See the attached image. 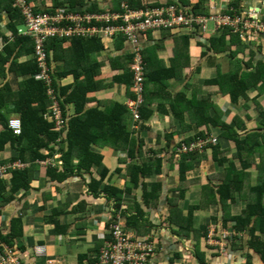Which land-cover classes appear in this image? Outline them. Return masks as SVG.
Segmentation results:
<instances>
[{
	"label": "crops",
	"instance_id": "crops-1",
	"mask_svg": "<svg viewBox=\"0 0 264 264\" xmlns=\"http://www.w3.org/2000/svg\"><path fill=\"white\" fill-rule=\"evenodd\" d=\"M80 1H85V5L80 6ZM116 1L29 0L34 9L41 12L60 8L89 11L95 6L99 12H109V10L117 8L118 3ZM138 1L146 7L175 4V7L184 9L195 8L200 1H203L204 8L201 9V12L205 15L216 13L221 16H232L238 14L240 10L244 12L252 9L262 17L264 16V0H239L238 8L240 7V10L232 5L236 0ZM7 2L8 0H0L2 4H0V33L8 34L7 28L10 24V18L5 11ZM220 33L212 27L204 35L199 30L165 31L146 35L141 44L150 68L160 75L166 73L163 72L166 69H181L176 71L178 73L177 81L170 82L165 92L159 89L161 86L158 84L149 86V91L152 93L151 108L153 113L151 117L145 122H135L132 119L131 124H129L133 138L143 142L142 148L135 151L134 158H131L124 149L110 148L104 143L105 140L102 145H94L92 148V151L104 155L105 165L110 172L101 188H104L109 181L119 189L127 188L130 182L127 166L132 163L138 164L139 161L148 158L151 150L159 151L158 158L164 160L162 173L151 175L146 179L148 188H151L153 182L162 184V195L158 207L154 208L144 204L142 186L137 189L133 188L129 194H126L123 203L125 209L129 205H133L135 200L144 207L143 219L147 225H142L143 227L140 228L134 225L128 226L125 214L122 215L121 222L123 221L122 223L127 228L131 227L135 230L139 236H150L156 242L155 254L148 264H264L261 253L248 245L250 240H255L258 235H260L261 240H264V235L258 229L262 218L254 217L256 231L254 237L251 238L247 231L241 233L232 228L234 219L229 220L230 222L224 227V204L219 202L213 206L210 202L209 177H215V180L222 181L223 179L220 180L217 175L222 176V173L230 166V162L219 163L217 158L214 159L212 150H209L207 159L201 160L192 169L187 170V182L182 187L185 194L180 200L179 191L174 190L180 184L178 166L180 159L175 158L171 164L169 158L176 147L188 139H193L200 132L214 138L218 134L217 125L207 126L208 119L200 116L195 110L188 109L186 102H191L194 99L197 102H202L207 98L205 102L208 103L205 104V109L209 117L213 118L215 115L214 106L217 107V103L224 114V121H230L235 115L240 116L245 127L244 130L239 129L240 140L246 137L248 130L259 129L262 126L261 129L264 131V122H262L260 114V110L263 109L264 111V90L260 93L259 90L252 88L248 93V101L241 100L234 105L230 100L228 86L225 83L221 86L214 83L218 73L222 76L229 75L233 68L227 56L214 54L208 50L210 41L217 39V36L220 37ZM186 38L188 41L184 40ZM103 44L105 49L91 57V60L96 61L101 66L97 78L101 90L90 94L88 106L96 107L101 103L99 108L104 110L110 103L126 104L129 100L126 87L114 84L115 79L123 74V70L112 59L129 56L131 47L125 43L123 49L118 50L117 44L115 45L114 42L104 40ZM250 44L251 50L256 51L257 54L253 67H245L246 63L250 62L249 50L245 51L244 57L239 56L240 59L244 60L242 68L247 72L254 71L258 64L264 65V36L253 39ZM5 46L4 40L0 39L1 54L4 53ZM234 50L235 48H233ZM29 60L28 57L24 56L17 62L22 65ZM51 65L54 71L61 72L64 68V61L57 60ZM167 75L172 77L174 74ZM6 78L4 79L0 73V88L8 83L12 92H18L23 78L17 77L14 73L9 74ZM73 82L72 78H67L60 80L59 85L63 87L71 85ZM222 90L225 93H222ZM178 95H182V101L177 99ZM173 100L176 103V111L171 106ZM12 107L13 105H11ZM72 113H74V108L70 106L69 114L72 115ZM6 115L9 120L18 118L11 112L6 113ZM233 125L235 126V123ZM209 127L213 130L207 132ZM236 128L238 127L236 126ZM255 142L256 140H252V145ZM257 144L253 145V147L256 146L253 156L248 153V158L244 157L243 161H239L234 158L235 141L224 137L220 138V158L231 160V166L235 168L232 178L234 176L236 185H239L242 192L241 196L240 192H236L234 195L229 210L231 218L238 217L246 209L247 203L253 201L254 193L258 189L264 188V165L260 166L263 167L261 169H257L256 166L259 163V152L262 147L257 146ZM15 156L16 151L9 145L5 151L0 152V163L12 161ZM48 159L52 161L51 164L46 162L47 159L38 160L35 163L38 177L32 182L31 188L26 192H18L15 200L2 210L0 232L4 236L7 235L10 232L12 219L15 217L20 219L23 234L16 239L13 246L22 264H94V257L103 247L109 235L110 227L117 217L110 211L113 202L102 196L94 197L90 193V178L100 179L98 171H95L93 176L85 174L82 178L73 177L65 182L57 183L49 178L47 169L54 164L55 166L60 165V162L52 158ZM168 199H178L177 207L183 211L185 216L186 213L192 212L190 227L192 231L189 236L176 233L177 222L168 219L170 210L177 209L170 205ZM262 203L264 206V196ZM53 214H56L54 221L51 220ZM213 224L219 225L222 229V234L217 236V240L223 245V248L219 246L216 248L208 243L210 228ZM232 234H236L234 238H237L234 244H232L233 237L231 239L229 237ZM36 246L45 247L46 254L37 256L34 252ZM1 255L2 251H0Z\"/></svg>",
	"mask_w": 264,
	"mask_h": 264
},
{
	"label": "trees",
	"instance_id": "trees-1",
	"mask_svg": "<svg viewBox=\"0 0 264 264\" xmlns=\"http://www.w3.org/2000/svg\"><path fill=\"white\" fill-rule=\"evenodd\" d=\"M116 2L118 3L117 8L114 10L111 9L109 12H99V10L95 9L96 6L93 9H89V11H80L92 14L123 15L125 13L123 5L128 7L131 11L161 8L142 6L138 0H117ZM203 3V1H200L199 5L192 8L195 15H205L201 12V9L204 8ZM79 4L80 6H84L85 1H80ZM232 5L240 10V7L238 8L239 0L233 2ZM169 6L176 5L170 4ZM68 10L73 12L78 11L75 9ZM115 10H117V12H114ZM5 11L9 15L10 24L7 28L8 34L0 33V39H3L6 44L4 53H0V73L4 79H7L6 77L9 74L14 73L17 77L23 78V80L20 82V90L18 92H12L8 83H5L3 87L0 88V152L5 151L7 146H12L16 151V156L12 161H21L27 164V166L25 169L13 171L10 176L8 175L6 178H0V215L2 210L15 200L18 192H26L31 188L32 182L38 177L35 163L38 160L42 161L52 158L60 162V165L55 166L54 164V166L51 165L47 169V175L53 182H65L73 177L82 178L85 174H91L90 176H93L95 171H98L100 179L90 178V193L93 194L94 197L102 196L109 199L110 202H113L110 211L116 216L120 215L121 219L122 215L125 214L127 216L128 226L134 225L140 228L143 227L142 225H147V222L143 219V214H145L143 213L144 207L141 206L140 203L135 200L133 205L127 206L126 209L123 203L126 194H129L133 188L137 189L142 186L144 204L153 206L154 208L158 207L162 195V184L153 182L151 188H148L146 179L151 175L161 174L163 171L164 160L158 158L159 151L151 150L148 158L146 157V159L141 162L139 161L138 164L132 163L127 166V174L130 177V182L128 187L124 190L117 188V186L110 181L104 188H101L110 172L105 165L104 155L92 151L94 145H102L105 140L104 143L110 148L115 150L124 149L131 158H134L136 154L135 151L141 149L143 145L142 141H137V139L133 138L131 130L129 129V124L132 122L131 120L133 119L135 121V118L126 104L118 102L110 103L104 110L99 108L101 103L96 107L88 106L90 94L100 92L101 90L100 82L97 81L101 66L96 61L91 60V57L97 52H101L105 49V45L103 44L104 39L100 37H65L50 39V41L47 42L46 51L53 86L62 104L65 116L68 118L66 128L62 131H57L54 122L46 118L52 106V102L47 96L46 85L42 81L36 79L39 69L36 64L34 44L30 38L19 33L21 27L25 26L21 13L14 7L12 0H8ZM54 11L53 9L43 12L52 13ZM36 12L43 13L41 11ZM241 14L242 10H240L237 15L240 16ZM119 23H112L111 25L117 26L120 25ZM219 36L220 37L217 36V39H212L210 41V48L208 50L209 52H214V54L217 53L227 56L233 68L229 75L222 76L218 73L214 83L217 84V86H221L224 83L228 86L230 100L234 105L238 104L241 100L248 101V93L252 88L262 93V90H264V65L258 64L256 68H254V71L247 72L242 68V62H244V60L239 57H244L245 51L249 50L250 62L246 63L245 67H253L257 54L255 53L256 51L251 50V44H246L239 34H232L230 29L223 30ZM184 40L188 41L187 38ZM109 41L114 42L115 45L117 44L118 50H122L125 43L131 47L129 56L117 57L116 59L113 58L112 61L119 64L120 69L123 70V74L115 79L114 84L124 85L127 90V97H129V99H135L131 92L133 84L131 66L133 62L134 46L122 34H117L113 40ZM233 48H235L234 51ZM142 54L146 79L144 104L139 112L141 119L135 122H145L153 113L151 108L152 93L149 91V86L158 84L161 86L159 89L165 92L170 82L177 81L176 76L178 73H176V71L181 70L178 68L166 69L163 70V72L166 73L160 75L150 68L149 61L147 57H145L144 51H142ZM24 56L28 57L30 60L25 64L19 65L17 60ZM57 60L64 61V68L61 72L52 69V62ZM167 74L174 75L169 77L171 75ZM67 78H72L74 82L71 85L60 86L59 81ZM223 92L222 90V93ZM181 96L182 95L177 96V99H180L179 101H182ZM210 97H212V95H210ZM206 99L207 98L202 102H197L196 99H194L191 102H186V105L188 109L195 110L200 116L208 119V123H206L207 126L217 125L218 134L217 137H215L216 142L209 143L204 147L203 152H192L179 155L174 151L173 154H171L169 163L172 164L175 158L180 159L178 163L180 184L177 188H174V190L179 191L180 200L185 194V190L182 189V187L184 183L187 182V170L192 169L196 164L201 162V160L207 159L208 151L212 150L214 159L217 158L219 163L224 164V162H230V166L226 168L222 176H220V174L217 175V178L220 177V180L223 179L222 181H218V179L215 180V177H209L212 183L209 182L208 188L210 191L209 198L211 204L213 206L217 205L219 202L224 204H222L224 210L223 226H227L230 222L229 220L234 219L232 228H235V230L241 233L247 231L249 236L253 238L256 231V220L254 217L257 219L262 218V222L258 229L260 233L264 235V206L262 203L264 188L258 189L256 193H254L255 198L252 202L247 203L246 209L238 217L231 218L229 210L234 200V195L236 192H240L241 196L242 192L239 185H236L234 176L232 178L235 168L231 166V160L220 158L221 137L235 141L236 151L234 153V158L239 161H243L244 157L248 158V153L253 156L256 150V146L253 147V145L258 143L257 146L262 147V150L259 152V163L256 166L257 169L263 168L260 167L264 165V131L261 129L262 126H260L259 129L248 130L246 137L240 140L238 135L239 129H245L240 120V116L235 115L230 121H224V114L217 103V107L214 106L215 115L213 118L209 117L205 109V104L208 103L205 102ZM11 105H13L12 108ZM70 106L74 108V113H72V115L69 114ZM171 106L176 111V103L174 100ZM187 108H185V110ZM10 112L14 113L22 122V134L19 136L14 135L8 127L9 119L6 113ZM260 114L262 116V122H264L263 109L260 110ZM233 123H235V126ZM236 126L238 128H236ZM207 129L208 132L212 128L209 127ZM207 137L211 138L205 135L204 132H200V134L193 137V139H188L186 142L190 143L193 140L205 139ZM252 140H256L253 145ZM138 143H140V146H138ZM182 144L183 143L179 144L177 147H180ZM168 202L170 205L177 208L175 210L171 209L168 215L169 220H175L177 222V228H175L176 233H183L189 236L192 231V228H190L192 212L186 213L185 216L183 211L177 207L178 199H168ZM55 213L58 214V212ZM55 215L53 214L51 218L52 221H54ZM116 221L117 217H115V222ZM20 224L21 221L19 218H13L10 232L5 236L0 232V240L13 246L16 239L23 234ZM235 235L236 234H233L232 244L237 241V238H234ZM217 236H219V232H217ZM259 236L260 235L256 236L255 240H250V244L248 243V245H251L252 248L260 252L264 259V240H261Z\"/></svg>",
	"mask_w": 264,
	"mask_h": 264
},
{
	"label": "built area",
	"instance_id": "built-area-1",
	"mask_svg": "<svg viewBox=\"0 0 264 264\" xmlns=\"http://www.w3.org/2000/svg\"><path fill=\"white\" fill-rule=\"evenodd\" d=\"M12 2L24 20L25 30H20L19 33L30 38L34 44L35 59L39 69L36 79L46 85L47 96L52 102L46 118L54 122L57 131L66 128L68 118L65 116L50 75L46 51V44L50 39L100 37L105 40H113L117 34L124 35L134 46L135 56L134 64L131 67L133 74L131 92L135 99L127 100L126 106L134 115L135 121H139L141 119L139 112L144 104L146 82L141 49L137 47L142 37L148 33L179 30H199L204 35L208 33L210 25L215 31L230 29L232 34H239L242 39L247 33H250L255 39L264 36V21L253 10L244 11L240 16L237 14L221 16L216 13L197 16L190 8L168 6L144 11H131L123 5L125 11L123 15L73 12L65 8L57 9L52 13H40L35 11L28 0H12ZM112 23L120 25H111ZM8 127L14 135L22 134L20 119L9 120ZM214 142H216V138L207 137L189 144L183 143L177 148V152L179 154L202 152L204 147ZM46 162L52 163L50 159H47ZM26 166L27 164L21 161L0 164V178H6L13 171L25 169ZM117 221L110 227L106 242L94 257V264H148L156 251L155 241L150 236H139L135 230L127 228L121 222L120 215H117ZM215 234V229L211 226L208 236V241L210 240L211 244L215 242ZM229 237L231 239L233 234ZM0 251H2L0 264H22L14 246L0 240ZM34 252L37 256L46 254L43 246H36Z\"/></svg>",
	"mask_w": 264,
	"mask_h": 264
},
{
	"label": "bare ground",
	"instance_id": "bare-ground-1",
	"mask_svg": "<svg viewBox=\"0 0 264 264\" xmlns=\"http://www.w3.org/2000/svg\"><path fill=\"white\" fill-rule=\"evenodd\" d=\"M18 10V9H17ZM250 10H252V9H248L247 11H250ZM19 11V10H18ZM254 11V10H253ZM20 12V11H19ZM256 12V14L259 16V18H261L263 21H264V16L262 17L257 11H255ZM223 30L221 29V30H219V31H217V32H222ZM156 33H160V32H156ZM149 34V33H148ZM147 34V35H148ZM146 37V36H145ZM145 37H142L141 39H140V42H139V46H137V47H139L140 49H141V54H142V51H144V49H143V47H142V44H141V41H142V39L143 38H145ZM253 39H255L254 37H252L251 36V34L250 33H247L246 35H245V38L243 39L244 40V42H248V43H251L252 41H253ZM105 40V39H104ZM106 41H109V40H106ZM134 58H135V56H134V51H133V62H132V66H133V64H134ZM142 58H143V54H142ZM131 66V67H132Z\"/></svg>",
	"mask_w": 264,
	"mask_h": 264
},
{
	"label": "rangeland",
	"instance_id": "rangeland-1",
	"mask_svg": "<svg viewBox=\"0 0 264 264\" xmlns=\"http://www.w3.org/2000/svg\"><path fill=\"white\" fill-rule=\"evenodd\" d=\"M213 26L212 25H210V27H209V30L212 28ZM20 30H25V26L24 27H21V29ZM92 34H93V32H92ZM248 43V42H247ZM213 228L215 229V237H216V239H215V242H213V244H211L210 243V240L208 241V243H210L209 245H214L216 248H218V246L219 247H222L223 245L221 244V243H217V232H219V234H222V229H220V226L219 225H217V224H213ZM106 242V241H105ZM156 243V242H155ZM156 245V247H157V244H155ZM223 248V247H222ZM97 255H95V257H96Z\"/></svg>",
	"mask_w": 264,
	"mask_h": 264
},
{
	"label": "clouds",
	"instance_id": "clouds-1",
	"mask_svg": "<svg viewBox=\"0 0 264 264\" xmlns=\"http://www.w3.org/2000/svg\"><path fill=\"white\" fill-rule=\"evenodd\" d=\"M19 119V118H18ZM194 141H196V140H193L192 142H194ZM192 142H190V143H192ZM183 143H186V144H189V143H187V142H183ZM177 148L178 147H176V149H175V151L177 152ZM195 152H199V151H195ZM203 152V151H202ZM178 153V152H177ZM192 153V152H191ZM179 154V153H178ZM180 155V154H179ZM182 155V154H181Z\"/></svg>",
	"mask_w": 264,
	"mask_h": 264
}]
</instances>
